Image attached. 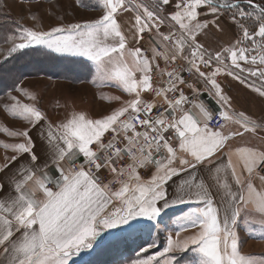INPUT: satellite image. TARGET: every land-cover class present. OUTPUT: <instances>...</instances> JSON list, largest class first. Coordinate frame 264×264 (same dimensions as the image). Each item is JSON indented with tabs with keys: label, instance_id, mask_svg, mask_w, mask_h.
Masks as SVG:
<instances>
[{
	"label": "snow or ice",
	"instance_id": "6c2138e0",
	"mask_svg": "<svg viewBox=\"0 0 264 264\" xmlns=\"http://www.w3.org/2000/svg\"><path fill=\"white\" fill-rule=\"evenodd\" d=\"M75 6L101 15L44 30L30 12L35 23L15 22L4 59L36 48L82 57L90 62L92 84L115 87L130 98L101 93V100L120 106L99 118L72 111L53 126L35 103L8 93L4 112L29 127H0L20 140L0 142L6 153L0 174L24 154L29 159L20 161L9 177L10 191L0 197V264H70L103 234L134 232L145 227L140 221H157L168 208L188 203L199 206L177 217V230L163 250L153 252L157 246L149 243L131 264H181L188 258L178 254L188 252L194 254L189 264H264V257L241 251L238 232L241 221L256 224L264 239V147L251 142H264V116L234 110L217 81L226 75L264 97V0H75ZM221 17L239 35L209 50L198 38L210 28L223 31ZM145 33L150 57L139 46L129 47L130 41L139 45ZM184 72L215 99V113L198 99L200 89ZM181 86L197 98L190 99ZM14 91L37 99L19 86ZM145 93L153 99L144 100ZM41 121L47 132L46 137L40 132L46 142L42 164L29 135ZM141 170L149 172L148 179ZM177 177L170 200L166 186ZM4 190L0 182V193Z\"/></svg>",
	"mask_w": 264,
	"mask_h": 264
},
{
	"label": "rangeland",
	"instance_id": "374dc122",
	"mask_svg": "<svg viewBox=\"0 0 264 264\" xmlns=\"http://www.w3.org/2000/svg\"><path fill=\"white\" fill-rule=\"evenodd\" d=\"M84 2L88 4L91 3V0H84ZM172 2L175 3V0H172ZM3 5L4 6L0 8V66L3 64L0 68H4L6 65H9L7 67L11 71L6 68L5 74L2 77L3 82L5 83V88L0 91V127H8L12 131H23L28 127L25 122L23 123V121L13 119L4 112L3 105L5 103H10L8 93L18 96L25 103H35L44 113L46 112L49 115H59L61 117L65 113L66 109H68L67 106L71 104L73 105L69 113L77 111L75 107L77 108L80 106L86 108L84 109L86 111L83 110L82 112L92 118H99L102 115L107 114L108 111H106V109H104L103 112L96 109L97 107L100 109V107L104 104L108 110L109 107L113 105V102H109L108 100L101 101V93L105 96H120L121 101L130 98L122 91L117 93L108 91L106 87L96 88V86L90 82L91 80H88L87 77L89 74L87 75L86 73H84L82 77L88 81L84 80L85 82L78 84L74 83V79L71 78V80L69 76L66 78H53L48 75L52 74L51 72L44 75L42 72L38 71V67L40 66L32 62H28L31 69L28 67L29 70H25L26 72H23L20 69L23 65L22 62L20 64L17 63V61L9 62V60L4 59L3 52H5L9 47V45L5 43V40L16 27L15 22L20 21L25 26L29 27L33 26L35 23L28 19L30 12L35 13L40 17L43 29L47 30L50 26H54L57 23L67 24L98 18L101 15L100 11L78 8L75 6V0H51V2H48V0H39V2H36V0H32V2H29V0H3ZM166 7H168L169 11H172L171 6ZM49 12L53 14L49 15ZM58 16L63 17V20H58ZM201 19H204V17H201ZM219 23L222 28L229 27V36L231 37V40L236 36L238 37V31L234 26L229 24L227 18L221 17ZM214 30L215 28H210L207 35H202L204 36L207 44L211 47L217 46L213 39ZM217 47L220 48V46ZM18 53L13 54L12 56H15ZM8 72L9 74H6ZM91 78L92 75L89 79ZM17 86L27 90L30 94L35 95L37 98L36 101H29L25 97L20 96L19 93L14 91ZM93 90L97 93V98ZM145 95L147 96L148 94L145 93L144 96ZM120 103V101H114V105H116L115 108L119 107ZM19 122H22L23 124L20 125ZM17 140L18 139L14 140V138H10L0 132V142L12 143ZM3 151L4 150L0 148V156L2 158ZM178 216H181V214L177 212L164 214L162 216L163 221L161 224H158L155 221L149 222L142 220L140 223L145 225V227L134 231V236L127 235V232L122 230H114L112 233H105V237L98 241L91 250L85 251L82 255L74 256L70 261V264H131V260L136 258L137 252H139L142 247L153 242L157 246L152 249L153 252L163 250L166 246V238L169 235H173V230L177 229L176 219ZM155 223H157V225L154 229L153 225ZM146 229L148 233L146 232ZM253 232L256 231L252 230L251 233ZM257 232L259 234V230H257ZM260 241L262 242L260 248L264 253V239L260 238ZM256 250L258 251L259 249L256 248ZM179 255L188 258L181 260V264H189L190 259L194 257V254L191 252L178 254V256ZM259 257H264V255H260L258 258Z\"/></svg>",
	"mask_w": 264,
	"mask_h": 264
},
{
	"label": "crops",
	"instance_id": "0c3cea01",
	"mask_svg": "<svg viewBox=\"0 0 264 264\" xmlns=\"http://www.w3.org/2000/svg\"><path fill=\"white\" fill-rule=\"evenodd\" d=\"M128 16H131V14L130 13L124 14V17H128ZM124 17H121V19H124ZM224 29L225 30H223V31H217L215 29L213 32V34H214L213 39H214L215 43L217 44V46H220V48L222 46L230 45L237 38V36H236V37L232 38V40H231V37L229 36V33H230L229 27H225ZM164 30L165 29H162V31H164ZM198 39L209 50H213V51L220 50V48H218L217 46L211 47L209 44H207L206 40L204 39V36L201 35ZM136 46H139V45H135L134 42H132V41L129 42V47H136ZM63 56H66V55H63ZM81 59H83V58H81ZM83 60H85V59H83ZM85 61H87V60H85ZM92 75H93V72H92ZM89 80H91V79H89ZM217 81H218V83H220L224 94L230 98V101H231V104H232L234 110L243 111L246 115H249L250 117H252L254 119H258V118L264 116V97H260L258 94L254 93L249 88H246L244 85H241L239 82L232 80L230 77H228L226 75H221V76L217 77ZM88 83H90V82H88ZM96 88H98V87H96ZM106 88L108 91L117 92V93L121 92L120 90L116 89L115 87L114 88L113 87H106ZM97 92H99V91H97ZM147 94H149V93H147ZM95 95L97 98L96 92H95ZM145 96H143V98ZM200 101H202L209 109H211L213 111V113H215L219 108V105L216 103L215 99L210 98L207 95L203 96ZM112 102H113V105H111L108 110L104 104L100 107V109H99V107H97L96 109H98L102 112L104 109H106V111L109 112L110 110L114 109L116 106V105H114V101H112ZM69 104H71V103H69ZM72 105L73 104L67 106L69 110L66 109V111L62 117L59 115H53V114L49 115L48 113L45 112V115L47 116L48 121H50L53 124V126H55L57 123L65 120V118L68 116V114L72 108ZM75 109L77 111H83L86 108L79 106L77 108L75 107ZM84 111H86V110H84ZM193 111H195V110H193ZM19 123H20V125H22L24 122L23 123L19 122ZM44 124H45V122L41 121L40 125H37L36 128H32L29 132V135L32 137L33 142L35 144L34 152L38 156L41 157V161H40L41 164L44 162L43 153H44L45 148H46V142L44 139L41 138L40 132L44 131L45 137L47 136V132L44 130V128L41 127ZM260 135H264V133H261ZM17 142H20V140H17L16 142H12V143H17ZM251 142L255 146L264 147V142L260 141L258 138H253ZM232 146L234 147L235 144H233ZM225 151H227V149H225ZM5 154H6L5 151H3L2 152L3 158L0 156V165H2L4 163ZM7 155L11 156L12 153L8 152ZM28 159H29V157L27 154H24L23 156L20 157V161H24L25 163H27ZM224 159L226 160L227 157H225ZM20 161H17L16 163L12 164L10 166V168L6 171V174H0V182H3L5 184L4 193H0V197L4 196L5 194H7L10 191V185L8 183V180H9V177L14 175ZM234 162H235V158H234ZM48 171L54 175H58L57 173L54 172L53 168H49ZM18 178L19 177H17V179ZM178 180H179V177L174 178V181L170 182L166 186L167 190H168V197L170 200L175 198L174 189L176 187V182H178ZM257 186L259 187V181H257ZM197 206H199V205H197L196 203H188V204L176 205L174 207L168 208L167 210L162 212L161 217L158 218L157 221H155V222H157L158 224H161L163 221L162 216L164 214L171 213V212H177V213L183 215L184 213L188 212L189 210H191L192 208H195ZM157 223H155L153 225L154 229L156 228ZM176 230H173V236H174ZM252 230H255L256 232L251 233ZM257 230H259L258 225L246 224L243 221H241V223L238 226V232L240 235L241 251L245 254H253V255L258 257L260 255H264V253L262 252V250L260 248L262 242L260 241L261 237L258 234ZM146 232H147V229H146ZM126 234L134 236V232H127ZM191 234H192L191 232L182 233L181 239H183L185 236H188ZM252 238H254V239H252ZM166 241H167V238H166ZM256 248L259 250L257 251ZM257 254H259V255H257Z\"/></svg>",
	"mask_w": 264,
	"mask_h": 264
},
{
	"label": "trees",
	"instance_id": "16d2710c",
	"mask_svg": "<svg viewBox=\"0 0 264 264\" xmlns=\"http://www.w3.org/2000/svg\"><path fill=\"white\" fill-rule=\"evenodd\" d=\"M7 60H9V62L17 61V63L20 64L22 62L23 65L20 67V69L23 72H26L25 70H29L28 67H30V64L28 62H32L40 66L38 67L39 69L38 71L42 72V74L44 75L51 72L52 74H48V75L53 78H57V77L66 78L67 76H69L70 79L71 78L74 79L73 81L74 83H78V84L85 82L84 80L87 81V79L82 77L84 73H86L87 75L89 74V76L87 77L88 80L89 77L92 75V68L90 62L85 61L78 57L63 56V55L51 53L47 49H43V48L26 49L21 53H18L15 56L10 57ZM2 65L3 64H1V66ZM7 66L9 65H6V67L4 68H0V91H2L5 88V83L3 82L2 77L5 74V69L8 68ZM40 72H36V73H40ZM6 74H9V72Z\"/></svg>",
	"mask_w": 264,
	"mask_h": 264
},
{
	"label": "built area",
	"instance_id": "2783aa9c",
	"mask_svg": "<svg viewBox=\"0 0 264 264\" xmlns=\"http://www.w3.org/2000/svg\"><path fill=\"white\" fill-rule=\"evenodd\" d=\"M139 46L144 50L145 54L148 55L149 57L151 56V51H150V41L148 38V34L145 33V38L144 40H142L139 44ZM161 64V67H163V61H159ZM181 62L178 61L177 65H179ZM202 70H206V69H202ZM182 75L186 78L189 79L190 82L196 83V87L200 89V95L198 96V99L201 100L203 96L207 95L210 98H213L212 96L209 95V93L207 91L204 90V86L203 84L195 81L194 78L189 77V74L187 72L182 73ZM156 83V81L154 80V84ZM184 87V86H181ZM184 92L185 95L189 96L190 99H196L197 97L194 96V94L191 92L190 89L184 87ZM146 101H151L153 99V96L151 94H148L146 97L143 98ZM160 101L157 100V103H159ZM157 110L154 109V114ZM109 136L111 135L110 133L108 134ZM108 137L106 136L105 139H107ZM123 163V162H122ZM262 174H264V172H262ZM100 175L104 178V182H107V180L109 179L108 177V173L107 170H102V172L100 173ZM141 176L144 179H147L149 177V172L145 171V170H141ZM51 187V185H50ZM117 187L116 185H113V188Z\"/></svg>",
	"mask_w": 264,
	"mask_h": 264
},
{
	"label": "water",
	"instance_id": "95a60500",
	"mask_svg": "<svg viewBox=\"0 0 264 264\" xmlns=\"http://www.w3.org/2000/svg\"><path fill=\"white\" fill-rule=\"evenodd\" d=\"M105 237V234H103V236L101 238L98 239V241H100L102 238ZM85 252H82L80 255L84 254Z\"/></svg>",
	"mask_w": 264,
	"mask_h": 264
}]
</instances>
